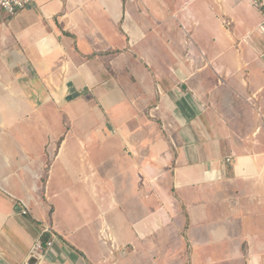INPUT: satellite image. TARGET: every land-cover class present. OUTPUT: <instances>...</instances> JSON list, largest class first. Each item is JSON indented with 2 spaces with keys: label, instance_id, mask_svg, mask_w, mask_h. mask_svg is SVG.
<instances>
[{
  "label": "crops",
  "instance_id": "1",
  "mask_svg": "<svg viewBox=\"0 0 264 264\" xmlns=\"http://www.w3.org/2000/svg\"><path fill=\"white\" fill-rule=\"evenodd\" d=\"M163 228V246L148 239ZM181 231L196 264H264V6L0 11V264H35L38 238L53 240L42 264H174Z\"/></svg>",
  "mask_w": 264,
  "mask_h": 264
},
{
  "label": "rangeland",
  "instance_id": "2",
  "mask_svg": "<svg viewBox=\"0 0 264 264\" xmlns=\"http://www.w3.org/2000/svg\"><path fill=\"white\" fill-rule=\"evenodd\" d=\"M247 12H249V15L255 20V18H256V12L254 10H252V9H248ZM227 29H230V28H227ZM157 152H160L159 147H154V150H150V153L148 154V157H150L151 153L154 154V155H156ZM143 179L144 178H141L140 180H143ZM115 201H116L115 198L112 199L111 196H110L108 198V202L106 204L107 205V208L108 209L114 208L115 207L114 205H116L117 207L118 206H121L120 204H118ZM150 203H151V199L150 200L147 199L146 202L145 201L142 202L141 210H140V213H139L141 217H146V216L149 215V213L151 211H153L154 203L153 202L151 204ZM148 204H150V205H148ZM117 213L119 215L121 214V212L119 213V210L117 211ZM114 215H115V212H111L108 217L106 215L107 219L106 218H103V221H104L103 222V225L110 227V225L107 223V220H108L109 223L112 224L114 222V220H111V218H113ZM175 219H176V221L178 223H180V222L182 223V221H183V219H181V217H180L179 214H176L175 215ZM178 219H180V220H178ZM132 220L133 221H137L138 220V214L134 215V217L132 218ZM148 221H150V220H148ZM177 222H175L174 224H177ZM169 227H170V225L167 228H169ZM171 227H174V226H171ZM110 229H111L110 231H112L111 233L112 234H115V232H113V230H112L111 227H110ZM164 231H165V228H163V230L159 234L152 233L151 235L153 237L152 238H148V239L149 240L158 239L159 240L158 241L159 244H161L162 243V239L164 237H166V235L164 234L165 233ZM182 234H183L182 231L180 232V234L179 233L177 234L176 232L174 233V235H176L177 237H180L179 239H177L175 241V244H174V245H176L175 246L176 249H177L176 251L172 250V248H173V246H171L172 243L170 245H169V243H165V247H166L165 248V251L167 252V257H168L169 260L170 259H173L174 260V264H196V262L198 261V259H195V255L192 256L194 250L193 249L191 251L187 250V248L184 246V241H183ZM159 244H158V247L161 248V246ZM209 247L212 248L213 246L212 245H209ZM171 251L173 252L172 256L169 255V253H168V252H171ZM209 259L213 260V264H235V261L233 259L231 260L230 258H227L225 256L224 257H221L220 254L219 255L216 254L215 257H211ZM209 259H205L206 264L208 263ZM202 264H203V261H202Z\"/></svg>",
  "mask_w": 264,
  "mask_h": 264
},
{
  "label": "built area",
  "instance_id": "3",
  "mask_svg": "<svg viewBox=\"0 0 264 264\" xmlns=\"http://www.w3.org/2000/svg\"><path fill=\"white\" fill-rule=\"evenodd\" d=\"M35 3L36 0H0V11H4L9 16H14L19 11L31 7ZM253 3L257 8H262L264 6V3L258 2L257 0H253ZM22 214L26 215L27 210H22ZM42 235H49L50 237H53V229L49 226L44 227ZM52 246V239L44 240L42 238H38L30 250L29 257L35 260V264H42L46 259L47 251L51 249Z\"/></svg>",
  "mask_w": 264,
  "mask_h": 264
}]
</instances>
